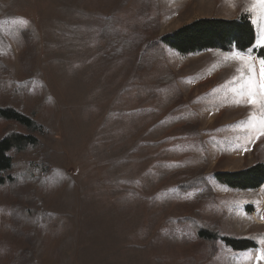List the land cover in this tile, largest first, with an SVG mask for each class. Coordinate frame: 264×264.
I'll return each mask as SVG.
<instances>
[{"label":"rangeland","instance_id":"rangeland-1","mask_svg":"<svg viewBox=\"0 0 264 264\" xmlns=\"http://www.w3.org/2000/svg\"><path fill=\"white\" fill-rule=\"evenodd\" d=\"M253 4L0 0L3 88L28 83L18 102L0 93V107L43 128L36 147L9 153L15 181L0 187V264H264V188L237 191L214 178L264 165V136L248 126L261 114L240 95L250 73L237 57L250 58L257 79L260 60L156 49L160 36L200 19L245 13L258 24ZM9 126L0 121V137ZM21 166L42 178L28 187ZM199 172L211 190L200 200L177 189ZM195 221L255 248L219 241L212 255Z\"/></svg>","mask_w":264,"mask_h":264},{"label":"trees","instance_id":"trees-1","mask_svg":"<svg viewBox=\"0 0 264 264\" xmlns=\"http://www.w3.org/2000/svg\"><path fill=\"white\" fill-rule=\"evenodd\" d=\"M256 32L249 14H240L237 19L227 21L221 19H200L178 28L157 39L158 57H164V48H168L180 55H192L202 52H218L220 54L239 53L245 54L255 44ZM29 52L30 47L27 49ZM257 60L264 59V48L253 51ZM150 56V54L148 53ZM0 63V74L4 68ZM170 76L161 79L160 82L168 83ZM3 77L0 79V93L5 95L9 101L18 102L23 98L28 83H16L8 91L3 88ZM0 121L9 123L8 129L0 137V187L14 182L15 179L9 173L13 171L16 164L9 156L10 152H21L27 147L34 148L38 145L36 133L43 132V128L32 118L8 107H0ZM25 130V134L18 133L17 128ZM40 162V161H39ZM38 168V167H37ZM39 169V168H38ZM37 169L36 173H30L25 167H20L18 174L28 182V187H33L42 178L43 173ZM186 174L185 172H179ZM42 174V175H41ZM199 172L197 175L177 184V189L182 192L196 191L198 200L210 195L205 175ZM34 176V177H33ZM179 176V174H175ZM214 178L220 184L237 190H258L264 188V165L256 163L251 167L235 173H215ZM30 184V185H29ZM191 228L200 240L211 246V254L214 255L216 245L219 241L231 248L233 251H247L255 248L254 244L246 240L229 239L222 236L217 225L210 226L202 222H192Z\"/></svg>","mask_w":264,"mask_h":264},{"label":"snow or ice","instance_id":"snow-or-ice-1","mask_svg":"<svg viewBox=\"0 0 264 264\" xmlns=\"http://www.w3.org/2000/svg\"><path fill=\"white\" fill-rule=\"evenodd\" d=\"M254 8H257L261 15H264V0H254ZM18 23L24 24L26 21H18ZM258 44L264 46V37L257 41ZM247 66L250 73L247 85L241 89L240 95L246 100V103L259 110L261 116L259 120H252L248 126L258 136H264V59L259 61L260 71L259 78L255 75V67L249 62V59L244 57H237ZM264 260V252L257 255V261Z\"/></svg>","mask_w":264,"mask_h":264},{"label":"crops","instance_id":"crops-1","mask_svg":"<svg viewBox=\"0 0 264 264\" xmlns=\"http://www.w3.org/2000/svg\"><path fill=\"white\" fill-rule=\"evenodd\" d=\"M252 22H253L254 27H255L256 41H255L254 47L252 48L251 51L264 47V46L257 43L258 40H260L262 37H264V20L262 22H259L258 24H257V22H255L254 19L252 20Z\"/></svg>","mask_w":264,"mask_h":264}]
</instances>
